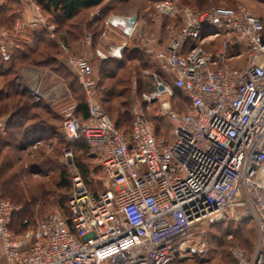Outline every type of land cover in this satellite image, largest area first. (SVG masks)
Wrapping results in <instances>:
<instances>
[{
    "label": "built area",
    "instance_id": "obj_1",
    "mask_svg": "<svg viewBox=\"0 0 264 264\" xmlns=\"http://www.w3.org/2000/svg\"><path fill=\"white\" fill-rule=\"evenodd\" d=\"M27 2L32 16L15 23L12 33L45 28L53 36L54 26L38 4ZM160 10L171 14V3L165 0ZM182 12L183 24L165 46L151 52L154 37H137L158 71L149 90L131 104L128 135L101 109L86 57L73 54L63 36L58 40L87 109L81 120L69 107L60 132L68 143L82 140L95 151L106 189L91 193L75 173L67 213L52 212L22 233L11 228L18 208L0 194L2 264H174L196 251L193 226L223 220L224 211L240 208L255 223L257 239L251 253L233 247L231 259L264 264V27L243 8ZM117 22L124 23L109 16L105 24L131 37L134 26L124 23L123 30ZM9 33L0 29L3 57ZM82 44L89 48L90 37ZM121 52L96 48L94 55L120 60ZM16 83L35 102L53 105L61 95L58 87L46 92ZM175 90L181 91L186 112L172 107ZM149 116L168 123L169 141L156 136ZM4 125L0 120V131ZM71 156L63 155L67 166Z\"/></svg>",
    "mask_w": 264,
    "mask_h": 264
},
{
    "label": "rangeland",
    "instance_id": "obj_2",
    "mask_svg": "<svg viewBox=\"0 0 264 264\" xmlns=\"http://www.w3.org/2000/svg\"><path fill=\"white\" fill-rule=\"evenodd\" d=\"M164 1L108 0L103 5L104 11L111 12L110 15L113 17H127L125 15H130L128 17L135 16L140 21L142 28L134 30L130 38L128 35L106 24L105 29L110 33H114L111 34L112 38L121 41L130 39L128 42L129 47L137 43L139 47H142V54L144 53L145 58L148 56L154 66L157 65L155 58L152 53L148 52V47L145 44L143 45L137 37L139 35L148 37L156 34V37L163 40L162 43H165L175 31L181 28L183 24L182 11L185 9L199 11L212 6L243 8L261 18L264 27V0H166L171 3V14H165L160 10V5ZM28 6L27 0H0V29L11 32L9 33L10 41L5 42L8 48L11 43L25 41L31 35V31H33L27 28L19 34L12 33L15 23H23L31 18L32 12ZM91 16V12L83 11L71 21L64 22L61 16L54 12L53 14L49 13L47 18L50 23H53L57 27L58 33L61 34L64 31H72V25L87 21ZM142 31L144 34H142ZM65 34L63 37H65V41L67 42ZM70 35V43L74 45L80 43L78 39L80 35L77 32ZM50 37L54 39L56 36L53 34ZM58 37L59 40L62 34ZM161 47L163 46L155 44L149 50L152 52L153 49L156 51ZM58 52L59 56L65 57L60 48ZM57 67V72L44 69L42 77L37 79L39 88L42 91H49L57 86L61 90L59 100H56L53 105L42 101L51 109L49 114H46L47 110L42 108L35 110L37 119L45 121L46 124L52 127V130L49 129L47 133H44L40 137L19 142H13L5 136L0 135V141L6 139L9 142V147L3 148L0 163L3 160L10 163L11 168L7 174L14 176V183L10 189H14L15 187L18 189L15 191L17 193L15 194L16 197L10 198L11 203L18 208L14 219L17 223L22 219H28L33 223L39 222L52 212L64 211L68 194L72 188L70 178L75 173L80 175L79 167L85 169L87 173L85 180L82 177L81 180L86 187L88 186L89 190L96 193L106 189L103 169L95 151L82 143L80 145L68 143L61 135L60 126L64 112L69 107H73V114L76 116L78 104L81 101V91L73 75L71 76L67 70L69 66L67 65L65 68L61 62H58ZM116 67L115 65L110 66L113 71L116 70ZM131 69L134 70L128 74V70ZM124 71L128 74H125V79L128 82V90L125 95L128 96L130 103H133L140 98L143 92L149 89L152 81L151 75L155 72L154 69L140 68V65L134 61L127 64ZM124 71L119 72V74L122 75ZM21 80L22 83L25 82L23 79ZM31 84L35 85V87L37 86L36 83ZM31 84L29 83V85ZM1 86L2 80H0ZM100 99L101 95L99 101ZM171 104L177 112L187 111L182 94L178 95L174 92ZM114 109H117L118 113L122 112L117 107H114ZM109 115L120 128L121 132L125 133L128 130L129 117H126V121L123 117L116 114L109 113ZM0 120L5 121L4 116L0 117ZM151 124L157 137L169 141V125L166 121H159L157 123L151 120ZM2 143L0 142V144ZM69 151L72 155V166H67L63 160V155ZM0 185H2V181H0ZM237 211L241 213H237ZM237 211L235 213L224 211L222 213L223 220L215 221L216 218L214 217L212 220L200 222L193 226L190 230V238L192 246L196 251L194 254L187 255L188 259L182 261V263H179L177 260L174 264H233L230 256V250L233 247H238L247 253H251L257 239L256 226L249 217L246 208H240ZM198 249H201L202 253H199ZM0 264H2L1 252Z\"/></svg>",
    "mask_w": 264,
    "mask_h": 264
},
{
    "label": "trees",
    "instance_id": "obj_3",
    "mask_svg": "<svg viewBox=\"0 0 264 264\" xmlns=\"http://www.w3.org/2000/svg\"><path fill=\"white\" fill-rule=\"evenodd\" d=\"M34 1L40 7L42 15L46 17L48 25H53V23H50L48 21L47 16L49 15V13L53 14L54 12H56L61 16L64 22H69L74 19V17H76L80 12H91L92 16L87 21H84L77 25H72V31H64L61 34L62 36H64V34L66 33V40L73 54L78 53L77 49L82 45L83 38L85 36L90 37L91 46L88 48V51L92 56L91 59L87 60L89 68L88 74L96 80V92L101 95V99L99 101L100 107L108 115L109 113L116 114L117 116L123 117L125 120L126 117H129L130 122L127 128L128 130L125 131V134L128 135L131 123L129 110L132 103H130L128 96L125 95L126 91L128 90V82L127 79H125V74L127 73L124 71L126 65L134 61L140 65V68L146 67V69L149 70L154 69V72L158 71L157 65L154 66L152 60L148 56L145 58L144 53L142 54V47H139L137 43L132 47H129V45L127 44V46L121 52L120 60L109 59L106 61H100L95 57L94 50L96 49L97 38L103 33L105 29V22L107 18L111 16V12H106L103 9V5L108 0ZM96 10H98V14L95 15L94 12ZM125 16L128 17L130 15ZM259 19L262 22L261 18ZM57 30V27L54 26L53 33L54 36H56L54 39H52L53 37H50L49 32L45 28L33 30L31 31V35H29L25 41L18 42L17 49L11 47L6 48L5 57H2L0 53V80H2V86L0 87V117L4 116L5 119V125L4 128L0 131V135L5 136L7 139L12 140L13 142L26 141L34 137H40L44 135V133H47L49 129L52 130V127L49 124H46L45 121L38 120V117L35 113V110L42 108L47 110V112H45L46 114H49V111L51 109L42 101L35 102L31 95L16 83V80L18 76V69L19 67L23 66L57 72V64L58 62H61V64H63V67L66 68V58L61 57L58 54V36H60L61 34H59ZM71 32H77L80 35L78 38L80 43H76L74 45L73 43L69 42V38L71 36L70 34H73ZM142 34H144L143 31ZM30 44L32 45V47L29 46ZM112 65L117 66L115 71L110 68V66ZM232 66L237 67L238 65L236 63H233ZM67 70L72 76V73L68 67ZM133 70L134 69L128 70V74H130V72H132ZM121 71H124L122 75L119 74V72ZM79 90L81 91V101L78 104V112L76 114V117L84 120L87 117V109L81 87H79ZM175 93L178 95L182 94L179 90H175ZM114 107H117L123 113H118V111H116L117 109H114ZM149 119L157 123L160 121L157 119H152L151 116H149ZM115 126L120 131V128L116 123ZM0 142H3L2 144H0L1 156L3 148L9 147V142L6 139H3V141ZM80 143L86 145L82 140L75 141L71 144L80 145ZM72 165L73 162L70 166ZM10 168L11 166L9 162L5 160L1 161L0 181H2V185H0V194L2 198L12 202L10 198L13 199L16 197L15 194L17 193H15V191H17L18 189L16 187L14 189H10L12 187V184L14 183V176L7 174ZM79 169L80 177H82V179L84 178L85 180V175L87 174L85 169L81 167H79ZM89 191L95 195L99 193H94L91 190ZM64 208V211L61 212L66 214L67 202L65 203ZM16 214L13 217L11 228L17 233H22L29 227H35L38 222L36 221L35 223H33L28 219H22L19 223H17L14 220ZM24 221L26 223H23ZM179 263H182V261H179ZM233 264L235 263L233 262Z\"/></svg>",
    "mask_w": 264,
    "mask_h": 264
},
{
    "label": "crops",
    "instance_id": "obj_4",
    "mask_svg": "<svg viewBox=\"0 0 264 264\" xmlns=\"http://www.w3.org/2000/svg\"><path fill=\"white\" fill-rule=\"evenodd\" d=\"M96 11H98V10H96ZM95 12H94V14L96 15ZM133 17H135V16H133ZM135 19H136V21H135V25H134V30H136L137 28L141 29L142 25L140 24V21H138V19L136 17H135ZM106 30L107 29H104L102 37L99 36L100 38L99 37H98L99 39L97 38L96 48H101V49H103L105 51H108L109 49H111L113 47H120L123 50L127 46V44H128L130 39H125L124 41H121V40H118L116 38H112L111 34H114V33L113 32L110 33V32H108ZM152 35H153L154 39L156 40L157 46H165V44L169 40V39H167V41L165 43H162L163 40L157 38L156 34H152ZM107 42H109V43H107ZM15 44L17 45V47L15 49H17L18 48V43H15ZM5 46H6V48H8V45H5ZM29 46L32 47L31 44ZM10 47H11V45H10ZM11 48H14V47H11ZM77 52L78 53L76 55L84 56V57H86L87 60L91 59L92 55H90V53L88 51V48H85L83 46V44L77 49ZM43 73H44V69H40L39 70L38 68H32V67L23 66V67H19V69H18L17 79H19L21 82H22L21 79H23L25 81L23 83L26 85L27 88H35V85H32L31 83H36L37 86H39L38 83H37V79L39 77H42ZM29 83L31 85H29ZM58 88H60V87H58ZM44 91L47 92V90H44Z\"/></svg>",
    "mask_w": 264,
    "mask_h": 264
},
{
    "label": "water",
    "instance_id": "obj_5",
    "mask_svg": "<svg viewBox=\"0 0 264 264\" xmlns=\"http://www.w3.org/2000/svg\"><path fill=\"white\" fill-rule=\"evenodd\" d=\"M122 22L126 23L127 25L133 27L135 25V17H118ZM161 88H159L160 90Z\"/></svg>",
    "mask_w": 264,
    "mask_h": 264
},
{
    "label": "bare ground",
    "instance_id": "obj_6",
    "mask_svg": "<svg viewBox=\"0 0 264 264\" xmlns=\"http://www.w3.org/2000/svg\"><path fill=\"white\" fill-rule=\"evenodd\" d=\"M116 24H117L120 28H122L123 30H127V26H125L124 23L117 22Z\"/></svg>",
    "mask_w": 264,
    "mask_h": 264
}]
</instances>
